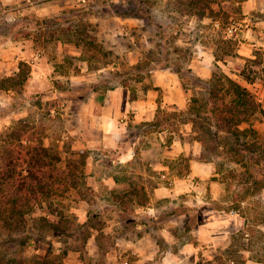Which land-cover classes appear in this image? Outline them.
Masks as SVG:
<instances>
[{
    "label": "rangeland",
    "instance_id": "obj_1",
    "mask_svg": "<svg viewBox=\"0 0 264 264\" xmlns=\"http://www.w3.org/2000/svg\"><path fill=\"white\" fill-rule=\"evenodd\" d=\"M245 1L203 0L195 6L190 0H0V80L15 76L22 61L39 65L32 82L27 79L20 89H0V144L7 127L16 124L19 130L25 125L30 139L63 152L81 149L91 155L86 140L92 137V100L101 102L106 89L119 86L141 96L160 73L177 76L188 100L203 97L202 91L179 79L177 69L198 84L223 71L247 87L264 108V65L251 67L260 74L253 82L239 75L247 59L256 52L264 55V0H253L247 14L242 9ZM209 16L217 19L218 27ZM232 21L239 25L228 35ZM221 39L228 42L225 48ZM228 46L236 56L224 55ZM216 54L222 60L216 61ZM200 69L206 74L199 75ZM169 112L173 117L174 111ZM159 120L167 134L179 135L185 125L193 131L185 124L186 115L171 119L160 113ZM242 128L257 132H249L245 140L264 142L261 114ZM214 144L202 158L216 165V178L225 189L220 202L207 198L209 203H191L190 195L184 196L160 202L159 211L147 220L148 210L140 205L143 198L129 195L140 189L141 179L130 175V168L114 164L118 186L109 189L92 178L88 158L79 189L64 201L69 235L57 241L36 231L8 237L0 230V260L29 264L35 255L61 256L67 251L66 264H247L248 258L264 263V176L258 171L264 169V157L248 153L237 164L228 158L236 155ZM111 156L104 164L107 169ZM174 168L180 175L187 169L183 161ZM170 179L165 176L163 182L168 186ZM210 206L244 217L245 230L225 251L203 255L200 249L186 257L180 253L186 228L188 232L189 226L200 223ZM183 213V219L177 217ZM45 215L46 209H37L33 217ZM166 228L177 236L175 243L165 240ZM170 248L173 255L167 253Z\"/></svg>",
    "mask_w": 264,
    "mask_h": 264
},
{
    "label": "trees",
    "instance_id": "obj_2",
    "mask_svg": "<svg viewBox=\"0 0 264 264\" xmlns=\"http://www.w3.org/2000/svg\"><path fill=\"white\" fill-rule=\"evenodd\" d=\"M202 1L190 0L195 6H199ZM211 9L212 7L210 11L213 13ZM238 11H241L240 6ZM225 16L228 18L227 14ZM212 20L217 21L214 18ZM220 43L223 48L228 45L227 40L221 39ZM229 48L230 46L224 55L236 56L237 54ZM215 59L222 60L217 54ZM254 65H264V55L261 52H256L254 58L246 60V66L239 71L240 77L247 82H253L260 75L251 68ZM30 72L28 63L20 62L19 71L15 76L0 80V89H20L29 78ZM175 72L179 79L198 88L204 95H192L185 110H164L159 106L153 126L164 130L159 120L160 113L171 119L186 115L185 124H191L193 127V137L203 148L202 155L215 143L213 148L221 147L227 155H236L233 158L230 155L228 158L237 164H241L248 153L264 157L263 141L245 140L249 132L256 135V130L242 128L244 124H251L254 115L259 113L264 117V108L247 87L223 71L214 72L208 81L201 84L180 69ZM169 111H174L173 117L168 115ZM25 128L27 127L22 125L18 130L16 124H13L3 131V135L7 137L0 144V230L8 237L29 230L32 233L38 232L39 236L55 237L57 241H62L60 239L69 235L68 229L71 227L64 212V201L73 191L79 189L89 152L81 149H68L63 152L58 146L45 145L42 141L37 142L25 136L28 130ZM172 139L171 136L167 142L170 143ZM202 160L213 161L208 158ZM258 171L264 176V169ZM129 195H140L143 198L140 202L142 206L148 203L147 194L143 189L134 188ZM37 209H46L48 216L34 218L33 214ZM90 218L88 216L87 221ZM66 255L67 251H62L61 256H53V252L45 256L35 255L29 264H66ZM2 260L0 264H3Z\"/></svg>",
    "mask_w": 264,
    "mask_h": 264
},
{
    "label": "crops",
    "instance_id": "obj_3",
    "mask_svg": "<svg viewBox=\"0 0 264 264\" xmlns=\"http://www.w3.org/2000/svg\"><path fill=\"white\" fill-rule=\"evenodd\" d=\"M252 5L253 0L242 4L244 14L250 11ZM255 5L257 6L256 3ZM28 63L32 66L31 77L28 78L32 82L34 75L38 74L39 65ZM198 74L206 72L200 69ZM141 93V96L134 97L128 87L119 86L106 89L101 102L92 100V117L89 119L92 137L86 140L87 147L92 150L88 157L92 158V178L97 177L109 189H114L118 186L119 172L113 165L130 168L129 174L141 179L140 189L148 197L147 205H141V208L148 210L147 220L159 211L160 202L169 203L184 196L190 195L191 203L193 199L202 203L220 202L225 189L216 178L219 175L216 165L214 161L202 160V145L194 139L187 125L180 129L179 135L167 134L165 129L160 130L152 125L159 106L166 110L187 106L189 100L177 76L171 73L157 74L153 87ZM171 136L173 139L168 143ZM110 153L113 156L109 158L110 169H107L104 164ZM181 161L187 167L182 175L176 173L174 168ZM165 176L171 178L168 186L163 182ZM207 198L209 202L204 201ZM177 217L183 219L185 213ZM183 224L186 225L185 220L182 226ZM189 227L191 229L188 232L186 228L188 237L180 249V253L186 257L194 255L200 249L203 255L229 249L235 238L244 232L246 219L232 210L225 211L210 206L202 221ZM163 230L166 232L163 236L167 242L177 241V236L170 228ZM167 253L174 254L171 248ZM246 262L262 264L251 258Z\"/></svg>",
    "mask_w": 264,
    "mask_h": 264
},
{
    "label": "built area",
    "instance_id": "obj_4",
    "mask_svg": "<svg viewBox=\"0 0 264 264\" xmlns=\"http://www.w3.org/2000/svg\"><path fill=\"white\" fill-rule=\"evenodd\" d=\"M214 25H215L216 27H218V26H219V22H218V21H215V22H214ZM238 25H239L238 22H236V21H232V23H231V24L227 27V29H226L227 34H228V35H232V34L234 33V31H236ZM169 184H171V183H169Z\"/></svg>",
    "mask_w": 264,
    "mask_h": 264
}]
</instances>
